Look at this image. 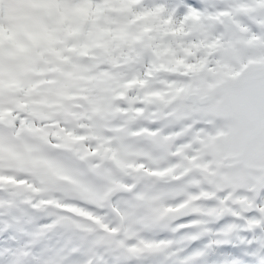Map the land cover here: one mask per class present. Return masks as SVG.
Wrapping results in <instances>:
<instances>
[{"label": "rangeland", "instance_id": "obj_1", "mask_svg": "<svg viewBox=\"0 0 264 264\" xmlns=\"http://www.w3.org/2000/svg\"><path fill=\"white\" fill-rule=\"evenodd\" d=\"M185 2L199 6V0ZM53 5L56 8L47 12ZM259 7L243 3L233 8V15L238 17L234 23L244 33L237 36L242 45L258 46L246 27L249 17L257 24L264 21V11ZM250 10L253 15L244 18ZM189 16L198 19L191 11ZM43 25L49 31V51L37 48V31ZM5 33L11 47L6 51L0 39V105L11 109L5 113L8 118L24 119L23 131L18 136L9 137L5 127L4 145L0 148V194L5 200L4 207H0V229L5 231L0 234V246H15L7 239V224L12 222L10 209L19 207L27 209L36 221L29 225L25 223L28 216L18 213L19 224L26 231L35 233L42 229L36 240L43 245V264H150L154 258L161 264H180L185 258L186 264H258L260 257L254 256L249 246L237 238L252 239V233L245 230L259 225V220L252 222L246 218L249 210L257 208L258 194L253 202L249 195L236 196L234 190L221 197L219 193L224 187L215 177L205 192L216 203L209 208L210 214L202 210V215L197 214L193 221L195 233L204 235L196 241L181 240L171 222L178 216L193 214V209L200 206L189 205L196 194L190 197L185 192L187 182L170 188L152 182L147 175H163L169 170L177 175L193 165L214 173L212 165L205 168L204 162L197 164L181 155L183 161L177 172L170 169L173 154L154 153L148 146L140 147L136 142L137 148L131 143L148 138L143 133L134 134L132 118L135 128H140L142 121H151L146 114L143 120L141 115L136 118L132 111H151V107H156L158 110L151 111L150 116L157 119L161 107L178 94L164 80L163 73L178 67L175 60L183 53V37L187 35L184 20L174 19L172 12L155 0H0V37ZM34 33L36 40L31 46ZM58 55L62 57L59 59ZM134 105L126 112L125 106ZM105 131L117 132L113 140L120 143V151L107 144L111 139H106ZM71 144L99 157L96 164L106 178L95 189L80 185L55 166L59 154L52 149H64ZM113 167H122L128 173L120 176ZM34 170L39 172V179ZM131 172L140 179L137 190L120 196L115 185L129 179ZM238 187H248L243 177ZM177 197H182V202L174 206L170 201ZM224 198L233 209H221ZM65 200L73 203H61ZM40 202L55 203L80 214L90 213L111 235L91 233L86 222L73 221L49 210L39 214L34 208ZM111 208L122 218L120 222ZM112 213L114 216L110 217ZM226 215L233 223L217 230V221ZM260 219L264 220V213ZM41 221L45 223L42 225ZM119 223L120 232L116 230ZM74 227H79V235ZM18 238L21 242L26 239ZM217 240L220 242L216 243ZM196 252L200 255H194Z\"/></svg>", "mask_w": 264, "mask_h": 264}, {"label": "snow or ice", "instance_id": "obj_2", "mask_svg": "<svg viewBox=\"0 0 264 264\" xmlns=\"http://www.w3.org/2000/svg\"><path fill=\"white\" fill-rule=\"evenodd\" d=\"M155 3L172 12L174 19L184 20L187 35L183 37V53L175 60L178 67L166 69L163 73L164 80L172 82L178 94L161 107L158 118L145 124L142 132L139 128H134L133 132L149 137L147 146L154 153H170L173 159L182 155L185 160L197 164L205 162V168L209 167L206 162L212 161L215 176L224 187L219 193L221 197L229 190H234L236 196L244 195V190L238 187L240 178H244L247 186L258 193L257 208L249 210L246 218L260 222L257 227L245 230L252 233V239L237 238L249 246L254 256L260 257V264H264V220L260 219L264 213V25L256 31L261 41L257 52L244 48L237 40L238 30L233 23L238 19L233 15L235 5L258 4L264 10V0H199V6L187 4L185 0H155ZM190 11L197 14L198 19H191ZM247 29L254 30L255 25L248 23ZM6 112L10 113L11 109L6 110L0 105V148L4 145L5 127L9 137L18 136L23 131V116L8 118ZM52 151L59 154L55 166L80 185L95 189L104 182L105 172L96 164L99 157L83 151L80 145L71 144ZM32 163L36 165L37 162L33 160ZM34 175L40 178L35 170ZM193 176L199 178L200 174L190 172L169 187L178 188ZM128 183L125 180V184ZM201 188L209 190L204 183ZM181 202L182 197L170 201L174 206ZM61 203L73 202L65 200ZM215 203V200L206 201L208 207ZM4 205L5 200L0 194V207ZM18 213L28 216L25 223L36 222L27 209H10L12 222L7 224V239L14 242L15 248L0 246V264H39L43 245L36 237L42 234V229L35 233L26 231L19 224ZM226 218L222 219L224 223L217 230L233 223ZM196 219V216H178L176 224L184 227L174 226L173 231L181 240H199L204 234L195 233L193 221ZM44 223L41 221L42 225ZM3 233L5 231L0 229V234ZM18 237L26 239L21 242ZM29 237L33 239L29 241ZM6 255L10 258L8 262L4 259ZM187 259L180 264H186ZM150 264L161 262L154 258Z\"/></svg>", "mask_w": 264, "mask_h": 264}, {"label": "flooded vegetation", "instance_id": "obj_3", "mask_svg": "<svg viewBox=\"0 0 264 264\" xmlns=\"http://www.w3.org/2000/svg\"><path fill=\"white\" fill-rule=\"evenodd\" d=\"M259 10H262L261 9V6L259 7ZM264 11V10H263ZM263 17H264V12H263ZM262 25H264V21L263 22H261V23H259V25H258V28H260ZM244 34H242L241 36H243ZM252 36H254L255 37V39L259 42V43H261V41H260V39H259V36H257L256 34H254V33H252ZM259 43H258V46H256V47H252L250 44H245V45H242L244 48H248V49H253V50H256L257 52L259 51V48L261 47V44L259 45ZM171 84H172V82H171ZM178 92V91H177ZM148 111H149V109H146V111H145V114L147 115V116H149V118H150V122L148 123V124H150L152 121H153V117L152 116H150V114H152L151 113V111H152V107H151V111H149L150 113L148 114ZM120 115V114H119ZM121 117H122V115H120ZM142 119H143V115H142ZM142 124H144V122L142 121L141 122V125ZM134 125H135V123H134V121L132 122V130H133V128H135L134 127ZM140 125V126H141ZM139 126V127H140ZM141 128V127H140ZM116 131L114 132V135H116ZM138 136V135H137ZM106 139L108 140V137H106ZM108 143V142H107ZM150 143V138L148 137V138H145L144 140L142 139V141H141V144H142V146H147L148 144ZM111 148H112V146H110ZM109 147V148H110ZM114 150H116V151H120V149H121V147H120V143L118 142H116V141H114ZM149 149H151L150 147H149ZM181 161H183V157L182 156H178L176 159H173V155H171V157H170V159H169V163L170 164H172V167L170 168V169H173V168H175V170L178 172L179 170H180V168H181V165H180V162ZM205 163V162H204ZM208 165H209V167L212 165V161H207L206 162ZM136 164H138V163H136ZM138 165H140V164H138ZM137 165V166H138ZM115 169H117V172L118 173H120L121 175L120 176H125V175H127V171L125 172L124 170H123V168L121 167H118V168H115ZM193 171H196V172H198L199 174H200V177L199 178H197V177H195V176H193L191 179H189V180H187L186 182H187V184H186V182H185V184H186V187H185V192L187 193V194H190V197H191V194H196V196H193L192 198H191V203H189V205L190 206H197L196 204L197 203H199L200 204V206L198 207V208H195V209H193V214L192 215H190V216H197V214H199V215H202V210H204V211H206L207 213L206 214H210V213H208L210 210H209V208L210 207H208L207 205H205L206 204V201H208L209 200V197L208 196H206V192H205V190H203L202 188H200L201 187V183H204V184H206L207 186H209V185H211V184H213V181H214V178L216 177L215 176V171H214V173H211V172H206L204 169H202V167H199V166H195V165H193V166H191V167H188V168H186L185 169V171H183L182 173L181 172H178V174L177 175H175V174H173L172 172H171V170H169L168 172H165L163 175H160V174H158V173H153V172H151L150 174H148L147 175V177H149V175H157V176H165V178L166 179H162V180H158L157 182H161V183H164L165 185H170V184H172L175 180H177V179H180V178H182V177H184V176H187L190 172H193ZM131 174V176H130V178L129 179H127L128 181H129V183L128 184H125V182H123V181H121V182H117V184L115 185V187L116 188H127V187H129L130 185H131V183L132 182H134L135 180H136V178H137V176H136V173L135 172H131L130 173ZM119 176V177H120ZM152 182H154L152 179H150ZM154 183H156V182H154ZM197 183H199L198 185L200 186V187H198V185H197ZM171 188V187H170ZM135 190H137V187L135 188ZM214 190H218L217 188H215ZM244 190V192H245V196H247V195H249V200L250 201H254L253 199H254V197H255V195H257L258 193H255L251 188H249V187H246V188H244L243 189ZM134 193V192H133ZM208 194V193H207ZM227 197H229V196H227ZM227 197H225V198H227ZM225 198L222 200V202H221V205L223 206V208H221V209H226V206L227 205H229V206H231L232 204L230 203V202H228V201H226L225 200ZM202 203H205L204 205L202 204ZM55 204V203H54ZM60 206V205H59ZM61 207H63V206H61ZM64 209H68L67 207H63ZM208 208V209H207ZM69 210V209H68ZM197 210H199V212L197 213ZM211 212V211H210ZM187 215V214H186ZM186 215H183V216H186ZM67 219H70V217L68 216L67 217ZM175 221H177V220H175Z\"/></svg>", "mask_w": 264, "mask_h": 264}, {"label": "water", "instance_id": "obj_4", "mask_svg": "<svg viewBox=\"0 0 264 264\" xmlns=\"http://www.w3.org/2000/svg\"><path fill=\"white\" fill-rule=\"evenodd\" d=\"M231 19V18H230ZM236 26V25H235ZM237 28V27H236ZM238 30V29H237ZM238 34H241V32L240 31H238ZM151 176V178H153V179H155V180H159V179H162L163 177H156L155 175H150ZM139 181H135L134 183H133V185H132V187L130 188V189H126L125 191H124V193L123 194H127L130 190H132L135 186H136V184L138 183ZM46 208H50V209H52V210H54V211H56V212H65V213H68L71 217H74V218H77V219H82V220H85V221H87L88 223H90L93 227H94V229H95V231H97V232H99V233H106L105 232V230L104 229H102V228H100L99 226H98V224L96 223V222H94V221H92L91 219H89V218H87V217H84V216H81V215H79V214H75V213H73V212H70V211H66V210H64V209H62V208H59V207H56V206H53V205H50V204H44L43 206L41 205V204H39L38 205V207H37V211H42L43 209H46ZM120 230V227L118 228V231ZM108 233V232H107ZM110 235H111V233H110Z\"/></svg>", "mask_w": 264, "mask_h": 264}, {"label": "clouds", "instance_id": "obj_5", "mask_svg": "<svg viewBox=\"0 0 264 264\" xmlns=\"http://www.w3.org/2000/svg\"><path fill=\"white\" fill-rule=\"evenodd\" d=\"M225 231H226V233H227L228 230L226 229ZM6 247H8V246H6ZM11 247L15 248V246H11ZM37 251H39V249H37ZM53 255H55V254H53ZM4 259H5L6 262H8V261L10 260V258H9L7 255L5 256ZM39 264H43V261L40 260V261H39ZM258 264H260V261H258Z\"/></svg>", "mask_w": 264, "mask_h": 264}, {"label": "trees", "instance_id": "obj_6", "mask_svg": "<svg viewBox=\"0 0 264 264\" xmlns=\"http://www.w3.org/2000/svg\"><path fill=\"white\" fill-rule=\"evenodd\" d=\"M41 39L44 41V43L45 44H47L48 42H49V40H48V37H47V34L45 33V34H43L42 36H41ZM3 47L5 48V46L3 45ZM119 206V205H118ZM121 210H122V206L121 207H119Z\"/></svg>", "mask_w": 264, "mask_h": 264}]
</instances>
